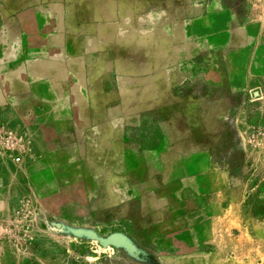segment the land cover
<instances>
[{
  "label": "crops",
  "instance_id": "crops-1",
  "mask_svg": "<svg viewBox=\"0 0 264 264\" xmlns=\"http://www.w3.org/2000/svg\"><path fill=\"white\" fill-rule=\"evenodd\" d=\"M174 11L178 15L171 18L169 12ZM162 13L167 17L160 25L145 24L139 33L135 26L129 35L135 53L129 83L113 88L120 94L115 107L126 108L128 117L104 120L91 129L84 130L83 79H72L62 93L58 87L50 89L40 77L49 70L43 75L34 64L10 68L15 64L7 62L1 76H18L22 70L24 75L17 82L0 76V130L15 125L23 137L17 147L19 163L0 144V237L10 234L1 226L10 227L14 211L26 197H32L37 210L46 199L53 204L63 197L84 198V150L97 137L101 139L97 155L114 161L128 158L123 167L128 188L137 183V173L143 174L144 184L137 190L140 195L143 191L145 204L152 203L153 188L163 203L168 202L161 235L172 238L179 262L264 264V214L250 211L243 194L248 185L240 181L242 193L236 197L226 191L229 187L222 174L228 169L213 159L217 152L211 143L228 124L217 113L233 109L235 100L243 102L240 108L264 102V0L245 7L221 0H185ZM137 53L143 55L137 59ZM55 60L51 56L41 61ZM82 71L83 75L75 70L67 75L83 77ZM104 71L97 75L105 77ZM117 75L122 74L113 73ZM21 83L31 88H18ZM100 88L105 92L103 81ZM22 95L24 99L16 102ZM190 109L199 113L192 123L184 114ZM10 110L16 117L8 114ZM168 110L183 117H170ZM142 115L144 145L134 143L130 127ZM152 126H159L161 133L154 134ZM85 134L90 137L84 138ZM248 168L246 160L241 172ZM120 172L112 171L114 190ZM131 194L122 200L125 194L118 192L115 203H132ZM29 250L0 242V264H23L20 256Z\"/></svg>",
  "mask_w": 264,
  "mask_h": 264
},
{
  "label": "rangeland",
  "instance_id": "rangeland-1",
  "mask_svg": "<svg viewBox=\"0 0 264 264\" xmlns=\"http://www.w3.org/2000/svg\"><path fill=\"white\" fill-rule=\"evenodd\" d=\"M184 1L0 0V59L4 56L2 64L5 63L0 76L8 69L7 62L15 64L10 68L24 63L34 64L43 75L49 70L46 76L40 77L48 81L50 89L58 87L62 93L72 79H83L84 130L94 128L104 120L127 116L126 108L114 105L120 96L114 92V86L129 83L128 70L135 56L128 43L129 35L135 26L139 33L145 24L155 22L160 25L161 19L167 17L162 9L166 11L169 7V11H173ZM221 1L245 7L255 0ZM177 15L175 11L169 12L170 17ZM24 55H27L26 59L21 60ZM142 55L137 53V59ZM51 56L56 60L41 61ZM83 69V77L67 75L71 70L82 74ZM100 70H105V77L97 75ZM22 72L18 76H1V79L17 82L24 75ZM113 73L122 75L116 77ZM102 81L105 92L100 90ZM17 87L31 88L22 83ZM24 97L17 98L16 102ZM233 103L236 104L233 109L217 113L226 118L228 124L216 135V141L211 140L216 144L217 152L213 159L228 169L222 178L232 197L242 193L240 181L249 186L243 189V194L250 202L252 214L260 216L264 214V102H255L246 108H240L242 101ZM167 112L175 119L183 117L175 110ZM8 114L16 117L11 110ZM184 114L191 123L199 115L193 109L184 110ZM144 117L133 118L134 125L130 126L132 140L141 145H144ZM176 126L180 129V125ZM7 127L23 137L17 126ZM152 127L154 134L161 133L159 126ZM100 141L95 137L92 147L84 150V198L63 197L53 204L41 199L42 204L37 210L32 197H26L24 204L14 211L10 227L2 224L1 227L8 228L10 234L4 238L1 236L0 242L30 249L20 256L23 264H191L179 262L172 238L161 235V217L169 210L166 199L163 203L160 193L155 195L158 190L153 188L152 203L145 204L143 191L140 195L137 190L138 185L144 184L143 174L137 173V183L130 185L132 189L128 188L123 169L128 158L114 161L107 155H97L101 149H97L96 144ZM246 160L249 168L244 173L241 167ZM113 167L121 169L118 174L120 182L115 190L112 187ZM260 181L263 184L258 185ZM118 192L125 194L122 200L129 199L132 193V203H115L119 200ZM65 200H81L84 204L62 203Z\"/></svg>",
  "mask_w": 264,
  "mask_h": 264
},
{
  "label": "built area",
  "instance_id": "built-area-1",
  "mask_svg": "<svg viewBox=\"0 0 264 264\" xmlns=\"http://www.w3.org/2000/svg\"><path fill=\"white\" fill-rule=\"evenodd\" d=\"M22 143L21 137L11 130H0V144L3 145L14 156L15 163L20 162V157L17 156V147Z\"/></svg>",
  "mask_w": 264,
  "mask_h": 264
}]
</instances>
